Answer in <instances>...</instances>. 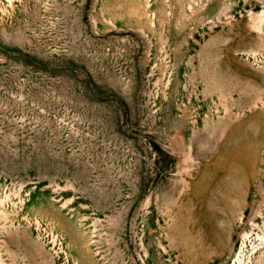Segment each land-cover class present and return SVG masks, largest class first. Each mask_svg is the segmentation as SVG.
Here are the masks:
<instances>
[{"label": "rangeland", "instance_id": "rangeland-1", "mask_svg": "<svg viewBox=\"0 0 264 264\" xmlns=\"http://www.w3.org/2000/svg\"><path fill=\"white\" fill-rule=\"evenodd\" d=\"M0 264H264V0H0Z\"/></svg>", "mask_w": 264, "mask_h": 264}]
</instances>
